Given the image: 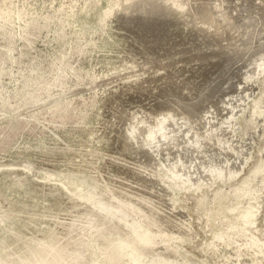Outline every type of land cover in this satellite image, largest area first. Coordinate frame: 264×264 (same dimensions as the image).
I'll return each mask as SVG.
<instances>
[{
	"label": "rangeland",
	"instance_id": "rangeland-1",
	"mask_svg": "<svg viewBox=\"0 0 264 264\" xmlns=\"http://www.w3.org/2000/svg\"><path fill=\"white\" fill-rule=\"evenodd\" d=\"M83 1L0 0V216H9L0 224V247H6L8 252H17L28 239L48 234L62 237L65 226L79 215L84 206L75 203L64 192L69 187L55 181V177L40 178L45 173L60 178L73 173L75 179L85 180L88 185L100 189L99 192L104 187L115 192H139V189L142 192L140 184L144 183L148 188L141 199L147 200L145 195L146 198L149 195L155 198L152 204L142 202L141 208L133 205L130 213L122 214L116 209L110 212L109 217L123 227H120L122 233L137 244L136 248L123 245L121 249L127 259L122 262L138 264L139 256L145 254L149 264H179L181 257H185L188 264H264V22L256 23L257 28L251 35V50L242 48L227 61L222 51L212 53L210 50L213 48L208 51L202 46V39L195 38V41L185 25H178V20H175L178 14L168 22L156 25L155 31H150L153 39L158 37L157 41L142 45L138 35L142 36L147 30L141 28L139 31L136 27L128 29L131 33L127 28L121 30L122 26L118 25L121 20L114 12L135 0H100L98 6L84 11ZM162 1L180 12L187 9L183 0ZM249 2L251 0H228L226 10L231 12V16H245L248 12L239 10ZM174 21L178 22L177 25ZM101 31H104L102 38ZM164 37L170 43L167 45H176V51L185 50L179 52L181 56L184 54L182 57L177 53L167 60L160 59L156 66L166 63L165 70L156 73L154 68H148L146 74L149 77L138 73L137 78L113 79L112 84L109 80L107 89H102L104 93L101 89H90L94 82L112 76L106 73L99 75L96 70L102 72L121 59L122 53L128 49L132 50H128L132 56L135 54L134 58H138L137 55L147 47L158 51L163 46L161 43H165L164 40L160 44L158 41ZM197 47H202L201 52H196ZM157 53L164 52L161 49ZM193 58L202 59L194 61ZM177 68L182 71L176 72ZM163 71L167 74L174 72L177 78L174 79L181 82L180 85L184 83L194 89L190 93L201 90L206 100L203 99L205 102L200 112L185 118L166 115L158 119L156 126L153 124L155 119L143 112L134 109L130 113L133 131L140 135L138 138L142 135L143 140L157 147L156 160H161L160 170L152 167L141 171V174L137 168V160L141 157L136 156L135 150H119L120 142L114 128H117L115 111L123 105L134 107L136 103L137 106L141 103L140 106L150 107L153 102L144 104L145 97L152 86L160 85L152 79H157ZM180 77L181 80L186 79L185 82ZM131 81H140V87L133 86L132 89ZM146 84L148 90L145 91ZM128 89L133 93L137 90V93L128 96ZM119 94L128 97H120ZM118 150L122 154L116 153ZM29 166L30 172L26 170ZM116 172L123 176L117 177ZM138 177H143L147 183ZM112 179L119 180L118 184ZM113 184L122 188H110ZM83 188L78 186L72 190L78 192L79 201L90 203L80 197L84 193ZM162 212L170 216L172 224H169L173 230L169 233L162 225L149 224L150 218H158ZM92 232L96 231H87ZM91 235L95 236L94 233ZM88 249L93 251L94 247L89 246ZM239 251L243 252L241 256H238ZM170 256L178 257L168 260Z\"/></svg>",
	"mask_w": 264,
	"mask_h": 264
},
{
	"label": "bare ground",
	"instance_id": "bare-ground-1",
	"mask_svg": "<svg viewBox=\"0 0 264 264\" xmlns=\"http://www.w3.org/2000/svg\"><path fill=\"white\" fill-rule=\"evenodd\" d=\"M100 0H84V7L82 8V10H89V9H93L95 6H98ZM113 0H107V2H112ZM116 1V0H115ZM89 2V3H87ZM124 2V1H123ZM183 2L186 4L187 9L185 11L180 12L179 10H177L176 8H174L172 5L166 4L164 3L162 0H135L132 1V3L126 4L122 6V9L118 10V11H114L115 14H118V19L121 20L118 25H121L122 27L121 30H123L124 28H127V32L131 33L130 31H128V29H133L134 27H136L137 30L141 31L142 29H146L147 31L142 34V36H139V41L143 44H148L151 45L153 44V39L152 38V34H150L152 30L155 29L156 25H162L160 23H164V22H168V20L170 18H174V16L176 17L178 14V18L175 19L176 21L178 20V25L181 23L182 25H185L190 32H192L191 37H193L194 39H202L203 42L202 46L206 47V49L209 51L211 48H213L212 50H210L212 53L213 51L217 52V51H222V55L225 57V60L228 61L229 57L231 55H236L239 53V51L244 48L245 50H248L251 48V44H252V34L253 32L256 30V23L260 21V23L264 22V0H251V2L246 3L245 5L242 6V8L239 10L241 12H248L247 15L245 16H231V12H228L227 9V2L228 0H183ZM256 2H259L260 4H256ZM67 4V3H66ZM100 4V3H99ZM110 4V3H109ZM116 4V2H115ZM119 4V3H118ZM113 5V4H112ZM111 5V6H112ZM230 5V4H229ZM233 5V4H232ZM110 6V7H111ZM231 6V5H230ZM121 7V6H120ZM118 8V7H117ZM230 9V7H229ZM236 9V7L234 8ZM255 9V12H253ZM238 10V9H236ZM252 10V12H251ZM82 11V12H83ZM250 11V12H249ZM253 14V16L255 15V17L251 16ZM115 19L116 16H115ZM111 21V20H110ZM117 21V20H116ZM118 22V21H117ZM116 22V23H117ZM121 23V24H120ZM175 23V21H174ZM173 23V24H174ZM177 23H175L177 25ZM117 25V24H116ZM175 25V26H176ZM168 26V25H167ZM172 26V25H170ZM115 27V25H114ZM163 27V26H162ZM174 27V26H173ZM182 27V26H181ZM119 28V29H120ZM123 28V29H122ZM169 28V27H168ZM171 28V27H170ZM113 29V28H112ZM118 29V28H117ZM167 29V28H166ZM185 29V28H184ZM161 30V29H160ZM163 30V29H162ZM173 30V28H172ZM136 31V30H135ZM155 31V30H154ZM166 31V30H165ZM169 31V29H168ZM171 31V30H170ZM104 32V31H103ZM103 32L101 31L100 34V38H102V34ZM115 32V31H114ZM126 32V33H127ZM188 32V31H187ZM120 33V32H118ZM177 33V32H176ZM175 33L174 36H176L177 34ZM167 34V33H166ZM183 34V33H182ZM187 34V33H186ZM123 35V32H122ZM132 35V34H131ZM158 35V34H157ZM168 35V34H167ZM179 35V34H178ZM130 36V34H129ZM166 36V35H165ZM186 36V35H184ZM188 36V35H187ZM125 37V36H124ZM132 37V36H131ZM137 37V38H138ZM156 37V36H155ZM167 37V36H166ZM181 37V36H178ZM99 38V39H100ZM128 39V37H126ZM135 38V37H134ZM156 37V40L157 41ZM160 38V37H159ZM171 38V37H170ZM169 38V39H170ZM131 39V38H130ZM166 38H162L158 41V43L160 44L161 41L164 40V44L161 43V45L164 46V48H160L159 50H163L164 53L159 54L157 53L158 51L154 50V48H145L144 51H142L141 47V43H140V49L143 53H141V55H137L139 56L138 58L135 56V58L133 57L135 54L134 52H132L134 55L132 56V54L128 53V50L124 53H122L124 56H122L121 59L116 60L114 63L110 64L109 67L105 68L102 72H98L96 70V73L99 75H102L104 73L108 74V75H112L111 77L108 78H102L99 82H94L96 83L94 85V83L92 84V87L90 88L92 89H103L104 87L107 86V82H109L112 84L113 81L111 80H118L120 79V81L122 79H128V78H134L138 76V73L143 74V73H147L148 68H154L155 72L157 73V71L161 72V70H163L166 66L164 65H157V62L161 59L163 60L164 58H168L169 56H172L174 54H179L182 53V51H176L177 49H175L176 45H172L169 46L167 44H170L169 41L168 43L166 42L167 39ZM195 39V41H196ZM125 40V39H123ZM132 40V39H131ZM173 40V39H171ZM176 40V39H175ZM191 40V39H190ZM193 40V39H192ZM126 41V40H125ZM133 41V40H132ZM187 41L189 42V38H187ZM199 41V40H198ZM99 42V41H98ZM134 42V41H133ZM133 42H130L133 44ZM137 42V41H136ZM176 42V41H175ZM200 42V41H199ZM199 42H194V43H199ZM129 43V44H130ZM138 43V42H137ZM185 44V42H183ZM192 44V42H190ZM189 43V44H190ZM128 44V43H126ZM157 44V43H156ZM175 44V43H173ZM182 44V43H180ZM179 44V45H180ZM200 44V43H199ZM135 45H137L135 43ZM147 45V46H148ZM186 45V44H185ZM184 45V47L186 48V46ZM129 46V45H128ZM127 46V48H128ZM134 46V44H133ZM181 46V45H180ZM183 46V45H182ZM190 46V45H189ZM188 46V47H189ZM194 46V45H193ZM201 46V45H200ZM123 47V46H122ZM132 47V46H131ZM139 47V46H138ZM153 47V46H152ZM156 47V46H155ZM196 47V46H195ZM194 47V48H195ZM126 48V47H124ZM133 48V47H132ZM159 48V45H158ZM182 48V47H181ZM192 48V46L190 47V49ZM202 48V47H201ZM201 48L197 47L196 48V52L200 51L201 52ZM95 49V48H94ZM149 51H147V50ZM134 50V49H133ZM154 50V51H153ZM195 50V49H194ZM205 50V48H204ZM251 50V49H250ZM132 51V50H131ZM129 50V52H131ZM139 51V50H138ZM152 51V52H151ZM188 51V50H186ZM193 51V48H192ZM203 51V50H202ZM161 52V51H160ZM191 52V50H190ZM189 52V54H190ZM207 51L205 50V53ZM187 53V52H185ZM192 53V52H191ZM195 53V52H194ZM193 54V53H192ZM196 54V53H195ZM207 54V53H206ZM181 56V54H179ZM178 55V56H179ZM184 55V54H183ZM182 55V56H183ZM219 55V54H218ZM175 56V55H174ZM181 56V57H182ZM188 56V55H187ZM192 56V55H191ZM190 56V57H191ZM203 56V54L201 55ZM205 56V55H204ZM209 56V54H208ZM212 56V55H211ZM217 56V55H216ZM215 56V57H216ZM206 57V56H205ZM214 57V56H213ZM96 58V57H95ZM137 58V59H136ZM210 58V57H209ZM174 59V58H173ZM178 59V58H177ZM185 59V57H184ZM194 59V58H193ZM197 58L194 59V61H196ZM202 59V58H200ZM197 59V60H200ZM207 59V58H206ZM215 59V58H214ZM167 60V59H166ZM190 60V59H189ZM192 60V59H191ZM216 60V59H215ZM214 60V61H215ZM170 61V60H169ZM177 61V60H176ZM181 61V59H180ZM185 61V60H184ZM183 61V64H184ZM210 61V60H209ZM166 61H163V63ZM172 62V61H171ZM187 62V61H186ZM190 62V61H189ZM198 62V61H197ZM211 62V61H210ZM91 63V62H90ZM159 63H162L159 62ZM169 63V62H168ZM192 63V61H191ZM199 63V62H198ZM174 63H172L171 65H173ZM177 64V63H176ZM187 64V63H186ZM197 64V63H196ZM201 64V63H199ZM204 64V61L202 63V65ZM168 64V67L171 66ZM181 66V64H178ZM177 65V66H178ZM194 65V64H192ZM205 65H207V63H205ZM191 66V65H190ZM198 64H197V68H198ZM182 67V66H181ZM192 67V66H191ZM196 67V66H195ZM203 67V66H202ZM209 67V66H208ZM207 67V68H208ZM217 67V66H216ZM173 68L175 69L174 65ZM180 68V67H178ZM180 71L181 69H178ZM187 68V66H186ZM194 68V66H193ZM170 69V67L168 68ZM192 69V68H191ZM202 69V68H200ZM206 69V68H205ZM165 70V69H164ZM190 70V69H189ZM195 70V69H193ZM192 70V71H193ZM204 70V69H203ZM169 71V70H168ZM167 71V72H168ZM182 71V70H181ZM202 71V70H201ZM125 72V73H123ZM150 72H153L150 71ZM165 72V71H163ZM162 74L157 78V79H152L155 82L157 81L158 84H160L159 86H152V89L150 88L151 86H149L150 90H148V84H146L147 86L145 87V91L146 89L148 90L147 95L145 97L146 102L144 101V104L147 103V101L153 102V104L150 107H146V105H142L140 106V104L137 106L136 103L135 105L137 107H135L134 103V107H127V106H120L118 107V109H115V106L113 109H115V117L114 119L117 121L115 122V125L117 124V128L114 127L115 133H116V138L117 140L120 142V147L119 150H126L128 148H130V150L132 151V148L135 150L134 153H136V156H140L141 159L139 158V160H137V158H135L138 162V164L135 162V164H137V168H139L140 172L143 171L145 172V170L147 169H151L152 167L154 168V170L158 169L160 170L161 168V160H156L157 157V147L152 145L151 142H146L144 139V137L141 135V138H138L140 135L136 132H134V128L131 124V119L129 120L130 113L136 109L138 112H143L144 114L147 115V117L149 118H153L155 119L153 124L154 126H156V123L158 122V119L161 117H164L166 115H172V116H180V117H188V116H192L194 115V113L200 112L201 108L203 107L202 104L203 102H205L204 100H206L204 98V96H202V91L199 90V92L197 91L196 93H190V90H192L190 87H188L186 84H182L180 85L181 82L176 81L174 78H176V75H174L172 72V74ZM185 72V71H184ZM183 72V73H184ZM196 72V71H195ZM119 73V74H118ZM181 73V72H180ZM179 73V74H180ZM180 74V75H184V74ZM186 73V72H185ZM193 73V72H192ZM153 74V73H151ZM156 75V74H154ZM153 75V76H154ZM195 75V74H194ZM199 75V74H198ZM140 76V75H139ZM146 76H148L146 74ZM178 76V75H177ZM144 77V76H143ZM149 77V76H148ZM156 77V76H154ZM153 77V78H154ZM184 77V76H182ZM182 77H180V80L182 79ZM187 77V76H186ZM208 77V75H207ZM198 78V77H197ZM209 78V77H208ZM146 79V77L144 78ZM148 79V78H147ZM177 79V78H176ZM188 79V78H187ZM142 80V79H141ZM150 80V78H149ZM151 80V81H152ZM186 80V79H184ZM181 80V81H184ZM147 81V80H146ZM149 81V82H151ZM152 81V82H154ZM115 82V81H114ZM133 82V81H131ZM140 81H134L133 84H131L132 89L136 86V87H140L138 85ZM145 82V81H144ZM185 82V81H184ZM116 83V82H115ZM146 83V82H145ZM110 84V85H111ZM127 84V83H126ZM125 84V85H126ZM143 84V81H142ZM151 84V83H150ZM153 84V83H152ZM155 84V83H154ZM165 84H167V87H161V86H165ZM193 84V83H192ZM198 84V82H197ZM202 84V83H201ZM200 85V84H199ZM109 86V84H108ZM119 86V85H118ZM129 86V85H128ZM134 86V87H133ZM143 86V85H142ZM190 86V84H189ZM192 86V85H191ZM120 87V86H119ZM125 87V86H123ZM135 87V88H136ZM154 87V88H153ZM205 87V85H204ZM89 88V87H88ZM87 88V90H88ZM117 88V87H116ZM115 88V89H116ZM121 88V87H120ZM127 88V87H125ZM124 88V89H125ZM129 88V87H128ZM143 88V87H142ZM223 88V87H222ZM107 89V87H106ZM111 89V88H110ZM131 89V87H130ZM128 89V90H130ZM85 90V89H84ZM83 92H86L84 91ZM135 90V89H134ZM138 90V88H137ZM137 90L135 93H137ZM144 90V89H143ZM194 90V89H193ZM206 90V89H205ZM118 91V90H117ZM123 91V89H122ZM121 91V92H122ZM125 91V90H124ZM123 91V93H124ZM140 94H141V89L139 90ZM185 91L186 94H185ZM102 92L104 93V91L102 90ZM109 93V92H108ZM107 93V94H108ZM116 93V92H115ZM120 93V91L118 92ZM132 94L133 91L130 92L128 91V96L129 94ZM135 93H133L135 95ZM205 93V91H204ZM106 94V95H107ZM126 94V93H125ZM120 95V94H119ZM118 95V96H119ZM122 95V94H121ZM122 96H126L127 95H122ZM133 95V96H134ZM139 95V94H138ZM111 96V93H110ZM115 96V95H114ZM131 96V95H130ZM141 97V95H139ZM102 97V96H101ZM109 98V97H108ZM115 98V97H113ZM137 98V96H136ZM119 98H117V102ZM122 98H120L121 101ZM139 99V98H137ZM204 99V100H203ZM105 100V99H104ZM114 100V99H112ZM128 100V99H127ZM140 100L142 101V99L140 98ZM123 101V100H122ZM106 102V101H105ZM114 102V101H112ZM110 102V103H112ZM116 102V103H117ZM138 102V101H137ZM102 103V102H100ZM125 103V102H124ZM104 104V103H103ZM107 102H106V106H107ZM148 104V103H147ZM101 105V104H100ZM110 105V104H109ZM129 105H131L129 103ZM99 106V105H98ZM105 106V108H106ZM132 106V105H131ZM103 107V106H102ZM110 107L112 108L113 106L110 105ZM110 108V109H111ZM109 109V111H110ZM107 110V108H106ZM103 112H108V111H103ZM112 113H114L112 111ZM107 114V113H106ZM113 115V114H112ZM111 115V116H112ZM106 116V115H105ZM114 116V115H113ZM183 118V119H184ZM113 119V118H111ZM105 121V120H104ZM110 121V119H109ZM107 124L110 127V123L107 122ZM114 125V121L112 123ZM99 126V125H98ZM97 126V127H98ZM84 127V126H83ZM112 127V125H111ZM88 130V129H87ZM101 131V130H100ZM96 132V131H95ZM94 133V132H93ZM111 133V132H110ZM114 134V133H113ZM111 134V135H113ZM115 135V134H114ZM112 138V137H111ZM115 138V137H114ZM113 138V140H114ZM112 140V139H111ZM116 140V141H117ZM139 140L141 142H139ZM96 141V139H95ZM100 141V140H99ZM104 141V140H103ZM106 141V140H105ZM116 141H114L116 143ZM117 141V142H118ZM143 141V144H142ZM114 143V144H115ZM87 144V143H86ZM118 144V143H117ZM145 144V145H144ZM102 145V144H101ZM110 146V145H109ZM113 146V145H112ZM115 146V145H114ZM116 147V146H115ZM114 147V148H115ZM51 148V147H50ZM150 148L152 150V152L148 149ZM69 150V148H68ZM112 150V149H111ZM116 151V153H119L120 151ZM70 151V150H69ZM91 151V150H90ZM101 151V150H100ZM106 151V150H105ZM130 151V152H131ZM113 152V151H110ZM85 153V152H84ZM88 153V152H87ZM92 153V152H90ZM95 153V151L93 152ZM92 153V154H93ZM121 153V152H120ZM53 154V153H52ZM110 155V153H107ZM122 154V153H121ZM90 154L88 153V156ZM117 155V154H116ZM115 155V156H116ZM120 155V154H118ZM133 155V154H132ZM135 155V154H134ZM80 156V155H79ZM93 156V155H92ZM103 156V155H102ZM111 156V155H110ZM98 157V156H97ZM113 157V156H112ZM126 157V156H125ZM67 158V157H66ZM76 158V157H75ZM87 158V157H86ZM94 158V157H93ZM101 158V157H100ZM106 158V155H105ZM122 158V156H121ZM124 158V157H123ZM122 158V160H123ZM84 159V157H83ZM92 159V158H90ZM102 159V158H101ZM108 159V157L106 158ZM113 159V158H112ZM118 159H120L118 157ZM87 160V159H86ZM85 160V162H86ZM93 160V159H92ZM96 160V159H95ZM110 160V157H109ZM114 160V159H113ZM115 160H117L115 158ZM129 160V159H128ZM72 161V160H71ZM84 161V160H83ZM106 161V160H105ZM75 162V161H74ZM84 162V163H85ZM97 162V161H96ZM108 162V160H107ZM118 162V161H116ZM134 162V161H133ZM115 163V162H114ZM113 163V165H114ZM126 163V162H125ZM83 164V163H82ZM88 164V163H87ZM105 164V163H104ZM107 164V163H106ZM105 164V166H106ZM110 164V162L108 163V165ZM118 164H124L123 163H119ZM134 163L133 165L136 166ZM62 165V164H61ZM86 165V164H85ZM103 165V164H102ZM107 165V166H108ZM116 165V163H115ZM129 165V164H128ZM24 166V165H23ZM28 166V165H27ZM131 166V165H130ZM86 167V166H85ZM98 167V165H97ZM103 167V166H102ZM115 167V166H112ZM110 167V168H112ZM117 167V165H116ZM115 167V168H116ZM120 167V166H118ZM73 168V167H72ZM95 168V166H94ZM109 168V166H108ZM125 168V166H124ZM78 169V168H77ZM126 169V168H125ZM26 170L28 172L31 171L30 166L26 167ZM80 169H78L79 171ZM85 170V169H84ZM96 170V169H95ZM94 170V171H95ZM112 170V169H110ZM128 170V169H126ZM35 171V170H34ZM86 171V170H85ZM106 171V170H104ZM116 171V170H115ZM121 170H119L120 172ZM77 172V171H76ZM75 172V173H76ZM83 172V171H82ZM123 172V171H122ZM127 172V171H126ZM142 172V173H143ZM23 173V172H22ZM81 173V171H80ZM79 173V174H80ZM89 173V172H88ZM93 173V172H92ZM99 173V172H98ZM106 173V172H105ZM108 173V170H107ZM106 173V176H107ZM111 173V172H110ZM118 175L117 177H122L123 175H121V173L119 174L118 172H116ZM132 173V171H131ZM141 173V174H142ZM256 173V172H255ZM30 174V173H29ZM94 174V173H93ZM101 176H104V173H101ZM126 174V173H125ZM134 174H138V173H134ZM5 175V174H2ZM83 175V174H82ZM92 175V174H91ZM97 176L100 174H96ZM121 175V176H120ZM84 176V175H83ZM88 176V175H87ZM96 176V177H97ZM100 176V177H101ZM116 176V175H115ZM114 176V177H115ZM138 176V175H137ZM141 175L139 174V177ZM143 176V175H142ZM12 177V176H11ZM47 177H55V181L60 182L62 185H67L68 190H64V192H66L68 195H70V197L75 200L78 205L80 206H84L83 210L81 212H79V215H75V219L71 220L70 223H68L65 228H64V232L62 234L61 238H57L56 235L53 234H48L45 237L42 238H32V239H28L26 242L24 241V247H21L22 249L17 251V252H8L6 251V247L3 248L2 246L0 247V264H127L125 261L127 259L126 256L123 255V251H122V247L124 246H129V247H134L136 248L137 244L135 243V241L131 238L128 237L126 234L122 233V231L120 230V225H118L116 222H114L112 220V218H110V212L113 209H116V211L122 212V214L124 213H130L131 210H133V205L137 206L139 208H141V203L143 202L144 204L146 203H150L152 204V202L154 203L155 198H153L151 195L147 196L145 195V199H141L142 193L146 192V189L148 188L147 185H141V188L143 187V191L141 192L139 189L137 191L139 192H125L123 189V191L125 192H115L111 189H104L102 192H99V190H97V188L95 186H91L88 185L86 183L85 180L83 179H75L73 177V173L68 176H65L63 178L58 177L55 174H48L45 173L40 179L44 180ZM93 177V176H92ZM113 176H111V178H114ZM138 177V178H139ZM252 177V176H251ZM99 178V177H98ZM102 178V177H101ZM104 178V177H103ZM137 178V179H138ZM95 179V178H94ZM97 179V178H96ZM105 179V178H104ZM118 179V178H117ZM121 179V178H120ZM144 180L143 177L139 178V180ZM126 179H124L125 181ZM117 183V181L119 180H113ZM122 181V180H120ZM122 181V182H124ZM134 181V180H133ZM132 181V182H133ZM126 182V181H125ZM130 182V181H129ZM143 182V181H141ZM144 182H146L144 180ZM121 183V182H120ZM136 183V181H135ZM147 183V182H146ZM145 183V184H146ZM102 184V183H99ZM105 184V182H104ZM118 184V183H117ZM122 184V183H121ZM127 184V183H126ZM110 185V183H109ZM134 185V184H133ZM78 186H83L84 188V193L80 195L81 198L87 199L89 200L90 203L88 202H81L79 201V199L77 198L76 195L79 196V194H77L78 192L76 190H72ZM105 186V185H104ZM114 184L112 185L113 188ZM116 186V185H115ZM114 186V187H115ZM119 187H121L120 185H118ZM116 186V187H118ZM128 186V185H127ZM102 187V186H101ZM139 187V186H137ZM100 188V187H98ZM122 188V187H121ZM127 188V187H126ZM131 188V187H130ZM67 189V188H66ZM114 189V188H113ZM128 190V189H127ZM126 190V191H127ZM51 192V191H50ZM49 192V193H50ZM58 192V191H57ZM56 192V193H57ZM62 193V192H61ZM76 193V194H75ZM59 196V195H58ZM96 196H98V199H94L96 198ZM45 197V196H44ZM68 197V198H70ZM61 199V198H60ZM78 199V200H77ZM49 200V199H48ZM71 201V200H70ZM74 202V201H73ZM55 203V202H54ZM70 204V203H69ZM57 205V204H56ZM103 205H105V207H103ZM257 205V204H256ZM259 205V204H258ZM50 206V204H49ZM74 206V205H73ZM56 207V206H55ZM67 207V206H65ZM75 207V206H74ZM77 208V206H76ZM82 208V207H79ZM254 208V207H253ZM259 208V207H257ZM74 209V208H73ZM43 210V209H42ZM49 210V208H48ZM66 210V209H65ZM100 210H102V212H99ZM226 210V209H225ZM258 209H255V211ZM6 211V210H5ZM60 211V210H59ZM63 211V210H62ZM73 211V210H72ZM246 211V210H245ZM250 210H248L249 212ZM254 212V210H252ZM251 211V213H252ZM48 212V211H47ZM71 212V211H70ZM76 212V211H75ZM113 212V211H112ZM259 212V211H258ZM255 212V213H258ZM41 213V212H40ZM44 213V212H43ZM68 213V212H67ZM254 213V214H255ZM59 214V213H57ZM56 214V215H57ZM70 214V213H69ZM27 215V214H25ZM24 215V216H25ZM64 215V214H63ZM220 215V213L218 214V216ZM247 215V213H246ZM16 216V215H15ZM31 216V215H29ZM36 216V215H35ZM46 216V215H45ZM67 216V215H66ZM166 212H162L161 215L155 219L150 218L149 220V224L151 225H155V226H164L166 228V232L169 233L173 230V226L170 225V216ZM251 216V214H250ZM253 216V213H252ZM255 216L257 217V214H255ZM9 216L7 214H5V216L1 217L0 216V224L4 223V221L6 220V218H8ZM47 217V216H46ZM245 217V215H244ZM16 218V217H15ZM54 218V217H53ZM60 218V217H59ZM64 218V217H63ZM67 218V217H66ZM74 218V217H73ZM246 218V217H245ZM248 218L251 219L248 215ZM253 218V217H252ZM37 219V218H36ZM70 219V218H69ZM158 219V221H157ZM242 219V218H241ZM56 220V219H55ZM247 220V219H246ZM245 220V221H246ZM50 221V220H49ZM244 221V222H245ZM64 223H66L67 221H62ZM69 222V221H68ZM50 223H53L50 222ZM62 223V224H64ZM246 223V222H245ZM172 224V223H171ZM252 224V223H251ZM254 224V223H253ZM55 225V224H54ZM174 225V224H173ZM248 224H246L244 227H247ZM53 226V225H52ZM51 227V226H50ZM123 228V227H122ZM13 229V228H12ZM237 229V228H236ZM10 230V229H9ZM62 230V229H61ZM92 230V231H96V232H92L95 234V236H92V233H87V231ZM260 230V229H259ZM52 231V230H51ZM63 231V230H62ZM82 231H84L82 233ZM263 231V230H262ZM24 232V231H23ZM16 233V232H13ZM30 233V232H29ZM48 233V232H47ZM56 233V232H55ZM182 233V232H181ZM261 233V232H259ZM183 234V233H182ZM14 235V234H12ZM20 235V234H19ZM34 235V234H33ZM219 235V234H218ZM31 236V235H30ZM260 236V235H258ZM21 238V236L19 237ZM24 238V237H23ZM189 242V241H188ZM2 243V242H1ZM15 245V244H14ZM22 246V245H21ZM89 246H93L94 250L90 251L88 249ZM20 248V247H17ZM136 253H140L141 251H135ZM242 251H239L238 256L242 255ZM178 256H170L168 258V260H173L176 259ZM138 260V264H149L148 263V259L147 256L145 254L140 255ZM184 262H187V264L189 263V261L186 260V258L181 257L179 264H182ZM192 262V261H190ZM193 263V262H192ZM196 263V262H195ZM194 263V264H195ZM199 263V262H198ZM131 264V263H130Z\"/></svg>",
	"mask_w": 264,
	"mask_h": 264
}]
</instances>
